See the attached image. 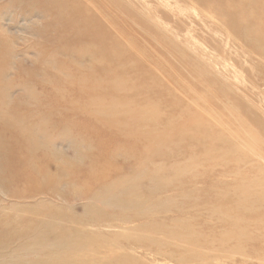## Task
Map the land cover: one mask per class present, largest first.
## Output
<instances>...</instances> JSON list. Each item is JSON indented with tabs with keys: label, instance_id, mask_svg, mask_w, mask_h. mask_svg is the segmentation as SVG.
<instances>
[{
	"label": "rangeland",
	"instance_id": "rangeland-1",
	"mask_svg": "<svg viewBox=\"0 0 264 264\" xmlns=\"http://www.w3.org/2000/svg\"><path fill=\"white\" fill-rule=\"evenodd\" d=\"M0 264H264V0H0Z\"/></svg>",
	"mask_w": 264,
	"mask_h": 264
}]
</instances>
